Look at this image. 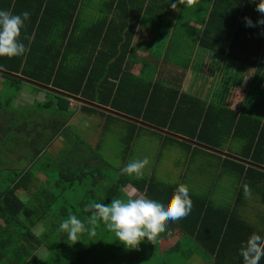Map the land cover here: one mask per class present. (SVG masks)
Segmentation results:
<instances>
[{"label": "trees", "instance_id": "1", "mask_svg": "<svg viewBox=\"0 0 264 264\" xmlns=\"http://www.w3.org/2000/svg\"><path fill=\"white\" fill-rule=\"evenodd\" d=\"M92 1L0 0V9L14 14L30 12L21 37L29 50L19 57H0V144L22 143L33 153L31 161L28 160L29 167L13 170L8 186L0 191V264H115L114 260L118 261L117 255L121 254L118 249L125 247L111 236L102 222H97L92 233L83 234L81 242L74 245L65 234L58 232L59 222L72 214L86 219V205L107 204L122 198L127 195L124 188L128 184L165 201L177 186L154 177L133 179L121 174L122 168L105 162V157L84 138L67 143L69 154H65L64 147L54 157L49 147L58 137H64L71 120L80 119L83 113L97 112L106 118L115 117L114 112L82 100L201 140L216 149H224L230 141H244L243 157L259 165L246 166L240 161L224 159L237 170L240 181L234 205H217L207 196L190 190L191 213L167 223L182 230L206 254H212V264H233L224 257L226 249L236 245L239 249L241 242L253 232L264 235V226L251 223L238 211L247 196L245 185L254 192L264 189V168L260 167L264 165V121L249 110L229 107L230 96L243 84L244 69H256L258 74L249 87L258 84L259 93L264 96V77H260L264 75V25L258 23L264 16L250 0H210L204 5L210 11L202 22L200 47L226 55L238 64L242 73H238L239 80L225 75L217 97L207 103L199 97L180 93L158 77L132 72L137 63L133 44L140 25L152 21L148 27L154 29L156 41L168 39V45L163 47L166 51L173 41V24L164 30H155L157 15L151 9L154 0H104L100 15L88 23L83 20V11ZM179 5L185 10L190 3L184 0ZM224 18L228 29L222 26ZM246 18L254 26H248ZM251 34L257 38L249 43ZM244 38L247 44L242 42ZM24 78L58 91L30 83L38 90H45L46 98L15 106L23 84L27 83ZM160 89L167 91L163 97H159ZM191 103L201 105V109H191ZM182 113L187 118L179 123ZM213 113L222 125L212 128L208 121ZM191 118H196V123ZM130 123L138 128L137 123ZM169 138L183 142L173 136ZM133 139L134 133L122 140L124 159ZM103 182H112L113 186H98ZM23 192L29 195L25 201L19 197ZM48 219L51 225L46 232L33 233V226L39 222L47 224ZM43 246L49 250L44 259L36 254ZM127 253H130L128 249ZM236 258L235 264L242 261Z\"/></svg>", "mask_w": 264, "mask_h": 264}, {"label": "crops", "instance_id": "2", "mask_svg": "<svg viewBox=\"0 0 264 264\" xmlns=\"http://www.w3.org/2000/svg\"><path fill=\"white\" fill-rule=\"evenodd\" d=\"M201 1L203 4H201L199 0H192L189 6L192 8V14L196 15L194 18L190 19L188 23V27L194 29L196 36V49H193L194 52L192 54V57L190 58V55H188L187 57L180 59L177 56L176 59L177 48L174 47V49H172L171 56L160 57L161 60L157 61L153 74L148 73V71L150 70L149 64L147 63L146 59H148V56H150L151 53L149 52L150 50L148 49L146 39L151 38L152 43H155L157 38L153 34L150 37V26L148 27V24H151L152 22L150 21V23L146 25L139 26V30L135 37L133 48L137 51L135 55H133L136 59L134 60L137 63L133 65L132 72L134 73V75L143 73L144 75H148L149 77H158L166 85H171L174 88L178 89L180 93H188L195 97H199L207 103H210L217 97V94L220 91V88L218 87L220 85L221 79H223L225 75H228L229 77H235L239 80L238 73H243V84L240 88L235 89L233 96H230L229 107L237 111L249 110L251 108L245 103L248 96L246 90L249 85L252 86L253 78L256 77L258 72L255 68H249L244 69L241 73L238 64L232 60H229L226 55L216 54L215 52L204 50L200 47V36L204 28L202 22L205 20V15L210 11L209 6H204L206 3H209L210 0H205L207 2H204L203 0ZM104 3V0H93L91 2V5H96L95 18L100 15L101 8L103 9ZM91 7L86 8L83 11V20L88 21V16H90L89 14H92L88 9H94L93 7ZM151 9H153L152 13L157 15V21L154 20V25L158 23H171L173 24V27L178 23L183 12L179 4L177 6V10H173L170 6V0H154ZM168 14L176 16H172L173 18L168 19L166 17V15ZM202 16L203 20L201 21ZM147 17L149 16H146V18ZM95 18L93 20H95ZM228 25L229 24L225 21L224 18V23L222 22L223 28L228 29ZM142 29H144V31L142 32L143 41L140 40L141 37L139 39L138 35L140 30ZM198 30L200 31V33L198 32ZM249 30H252V28H249ZM256 38V35L251 34L248 42L252 43ZM242 42L244 44H247V40L245 38ZM157 64H159V66H157ZM260 75L261 78L264 77V75ZM21 92H23V88L21 89ZM166 93L167 91H165L164 89H160L159 97H163L164 95H166ZM71 104L73 105L74 102H71ZM15 106H18V104H15ZM95 107H100L106 112H109L106 109L108 107H104L101 105ZM189 107L196 111L201 109V105L197 103H191L189 104ZM185 109H187V107ZM115 112L113 113L115 115V117L113 118H106L99 112L92 114L83 113L82 118H87L93 122H95V119L97 120V122L95 123L98 126V131L96 130V132H85L87 137V139L85 140L94 150L98 149V147L100 146V143L102 141V134L104 132L103 129L108 128L110 124H113L114 126L124 130L123 139L125 137H128V135L134 133V139L132 144L130 145L128 156L125 159L122 157L124 165L118 166L119 168H123L131 160L128 157L133 156L134 159L139 158L140 154L137 144L139 142V139L143 136L146 143L144 145V158L148 157L151 159L150 155H148L147 152L151 150L150 145H152L153 147V142H156L154 149L152 148L155 156L146 166L147 169H144V178L151 179L154 177L162 182L175 185H177L178 183L187 184L191 191L202 194L203 196H207V198L211 202L217 205L233 206L238 189L240 187L237 170L234 171V167L231 164L224 162V159L228 158L240 161L246 166L259 165L255 163L251 158L243 157V147L245 145L243 140L234 141L238 143V146L235 147L234 150L232 149V141H230L224 149H216L208 144L201 142V140L189 138L188 136H185L183 134L171 132L166 128L158 127L150 122L144 121L151 126L140 124L127 117L121 116L119 114L121 112ZM215 115L216 113H213V117L211 116L212 118L210 117L208 121V125L210 127L212 126V128L217 127L219 124L222 125V123L218 122V118ZM186 118V115L182 113L178 117L177 121L179 123H183ZM261 118L264 121V117L261 116ZM191 120H194V123H196V118H191ZM130 121L137 123L138 128L131 124ZM106 125L108 126L106 127ZM169 136L178 138L183 142L172 141ZM206 137L210 138L208 134L206 135ZM63 138L58 137V139L53 142L52 146H54L55 143L59 142ZM72 142L73 139H68V143ZM64 147L62 146L59 150ZM55 149V153H58L57 147ZM65 149L67 148L65 147ZM165 150H168V154H165ZM179 152H184V155L180 156ZM65 154H69L68 149L66 150ZM211 166L213 171L219 173V176L217 177L222 179L220 184L222 185V187L225 185L223 188H225V190L227 191H223V189H215L217 183L220 181L215 182L216 180L213 178L212 180L211 178H209L208 181L205 178V176L210 175L209 168H211ZM260 167L264 168V165H260ZM128 177L133 179L136 178L134 176ZM233 182H235V191L233 193H230L229 187ZM210 183H215V185L210 187ZM98 186L107 188L108 186H113V184L112 182H103ZM133 189L136 190V194L141 193L132 184L126 185L124 191L126 194H131ZM258 191L259 190L256 189L254 192L250 189L249 194H247L238 211L241 216H243V218L250 221L251 223L259 226H264V189L261 188L262 192ZM259 193H261L260 199L256 200V194ZM47 224L39 222L38 224H36V226H33V233H35L36 235L43 234L44 232H46L47 227L51 225L49 219L47 221ZM168 226L169 225L167 224L165 229L161 231L158 239L155 242H142L143 247L140 249H145L144 254H142L143 256L140 254L141 252L140 250H138V247L136 249H128L130 253H127L126 248L118 249V251H121V254L117 255L119 262L113 259L115 261L114 263L123 264L126 262L127 264H137L139 262H142V260L150 261L156 258L155 264H184V261H187L185 264H212V261L214 260V256L212 254H206L205 250L202 249L201 246L195 243L190 237L185 236L183 231L179 228ZM110 234L112 237H114V233L111 232ZM237 247L238 245L232 246L231 249H226V254L224 256L228 261L233 262V264H235V261L237 260L236 257L242 258L238 254ZM39 249L47 248L43 246ZM261 261V264H264V259H262ZM236 264H243V260L238 261Z\"/></svg>", "mask_w": 264, "mask_h": 264}, {"label": "clouds", "instance_id": "3", "mask_svg": "<svg viewBox=\"0 0 264 264\" xmlns=\"http://www.w3.org/2000/svg\"><path fill=\"white\" fill-rule=\"evenodd\" d=\"M191 3V0H188ZM256 4V11L264 16V0H250ZM184 0H170V6L177 10L178 4ZM30 20V12L24 11L14 14L10 10L0 9V57L14 58L23 56L29 50L22 40V32L26 22ZM248 26H254L251 19L246 18ZM264 25V18L258 21ZM149 164L147 158L130 160L121 169V174L140 179L144 169ZM245 195L250 189L244 186ZM193 202L190 188L187 184L178 183L172 195L166 201L148 195L146 192L131 194L122 198L112 199L110 203L95 202L85 206L88 214L86 219L76 214L62 219L58 225V232L65 234L72 244L81 242L85 233H92L93 226L102 222L106 228L114 233L116 241L126 249H136L142 242H155L168 222L179 221L187 217L192 211ZM238 254L243 264H260L264 259V235L253 232L241 242Z\"/></svg>", "mask_w": 264, "mask_h": 264}, {"label": "rangeland", "instance_id": "4", "mask_svg": "<svg viewBox=\"0 0 264 264\" xmlns=\"http://www.w3.org/2000/svg\"><path fill=\"white\" fill-rule=\"evenodd\" d=\"M94 9H88L92 14H89L90 16H88V23L91 22V20H93L96 16L95 14V10H96V5L93 4L91 5ZM89 6V7H91ZM88 7V8H89ZM91 7V8H92ZM192 8H186L185 10L183 9V12L180 16V20L178 21V23L176 25H174V37H173V41L170 43V48L168 49V51L164 50V46L165 44L168 45V39H163V40H158L155 43L151 41L150 39H146L147 45H148V49L150 50L149 52L151 53L150 56H148L147 63L149 64V70L150 71H154L155 67H156V63L157 61H160L161 58L160 57H170L171 53H172V49L177 48V55H176V59L177 56L180 59H183L185 57H187L188 55H190V58L192 57L193 54V49H196V36H195V32L194 29L188 27V23L190 21V19L194 18L196 15L192 14ZM173 15H166V17L168 19L173 18ZM168 25H170V23H163V24H156L154 25L155 30H159L162 29L164 30L165 27H167ZM144 31V29L140 30V32L138 33L139 35V39L141 37V41L143 34L142 32ZM150 37L153 35H155L154 33V29H151L150 27ZM198 32L200 33V31L198 30ZM199 36V34H198ZM203 49V48H202ZM205 50V49H204ZM157 66H159V64H157ZM222 81V80H221ZM219 84V83H218ZM23 92H20L18 98L16 99L15 104H29V103H33L36 100H43L46 97V91L45 90H38L36 87H34V85L30 84V83H25L23 84ZM258 85V84H256ZM253 86L252 88L249 87L246 91L248 93L247 99H246V104L247 106H249L251 109H249V112L258 115V116H263L264 117V96L259 93L260 90V86ZM83 114L80 115V119H75V120H71L69 125V130L65 132L64 138L61 139L59 142L55 143L54 146H50L49 147V152L55 157V155H57V153H55L56 151V147H57V152L58 150L63 146L67 145L68 143V139L71 140L73 139L78 142V140L84 138L87 139L85 132L89 131V132H96V130L98 129V126L95 122H97V120L95 119V122L87 119V118H82ZM84 120V121H83ZM86 127H85V126ZM108 125H106L107 127ZM106 129V130H105ZM103 129V134H102V141L100 143V146L97 149V152L102 155L103 157H105V162L109 163L110 165H112V167H118V166H122L124 165L123 163V158H122V153L121 151L123 150V134H124V130L121 128H118L116 126H114L113 124H110L108 126V128ZM98 131V130H97ZM145 141L143 136L139 139L138 142V151H139V158L137 159H144V145H145ZM156 145V142H153V147L151 146V150H149L147 152L148 155H150L151 159L147 157V159L149 160V162L152 160V158L155 156V154L152 151V148L154 149ZM238 146L237 142H232V149L234 150L235 147ZM66 147V146H65ZM53 148H54V152H53ZM31 149L29 148V146L26 145H22V143H20L18 146L16 145V143H12L11 146L7 145V144H0V191L4 190L7 186H8V180L9 178H11L13 176V170L20 168V167H25L28 168L29 167V163L28 160L33 156V153L30 151ZM165 154H168V150H165ZM180 156L184 155V152L181 153L179 152ZM186 155V153H185ZM131 160H133V156L128 157ZM31 161V159H30ZM105 162H103V167L106 168L107 166L105 165ZM14 168V169H13ZM147 169V167H146ZM113 174L114 171H112ZM209 172L210 175L205 176V178L209 181V178L215 179L217 181H220L217 183L216 188L215 189H223V191H227L225 190V188L222 187V185L220 184L222 179L218 178L217 176H219V173H216V171L212 170V166L211 168H209ZM226 175V173H225ZM210 187L214 186V184L210 183L209 184ZM229 191L230 193H233L235 191V182H233L231 184V186L229 187ZM260 194H256L257 198L256 200L260 199ZM27 196V197H26ZM28 194L26 192H23L22 194H20V198L22 200H26L28 198ZM262 201V200H261ZM263 202V201H262ZM168 227H174L171 224H168ZM143 247V243H141L138 246V250H140V254H144L145 249H140ZM48 249H38L37 250V255L44 259L47 255H48ZM146 254V252H145ZM143 256V255H142ZM146 256V255H145ZM142 259V258H141ZM155 260L156 258H154L153 260H142V262H139L137 264H155ZM187 261H184L183 263L185 264ZM115 264H119V263H115Z\"/></svg>", "mask_w": 264, "mask_h": 264}, {"label": "water", "instance_id": "5", "mask_svg": "<svg viewBox=\"0 0 264 264\" xmlns=\"http://www.w3.org/2000/svg\"><path fill=\"white\" fill-rule=\"evenodd\" d=\"M1 72H5V71H3V70H1ZM24 80L25 81H27V82H29V83H32V84H34V85H37V86H40V87H43L44 89H48V90H52V91H58L57 89H54V88H52V87H49V86H46V85H42V84H40V83H38V82H36V81H33V80H30V79H27V78H24ZM83 101V103H86V104H89V105H93V106H99V105H97L96 103H94V102H91V101H87V100H82ZM81 101V102H82ZM109 112H115V111H113V110H111V109H108V108H106ZM115 113H117V112H115ZM121 116H124V117H127V118H129V119H131V120H133V121H136V122H138V123H140V124H145V125H150V124H148V123H146V122H144V121H142V120H138V119H135V118H131V117H129V116H127V115H124V114H121V113H119ZM151 126V125H150Z\"/></svg>", "mask_w": 264, "mask_h": 264}]
</instances>
